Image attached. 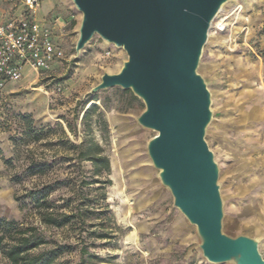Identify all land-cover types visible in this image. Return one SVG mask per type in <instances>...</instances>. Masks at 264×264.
<instances>
[{
  "label": "rangeland",
  "instance_id": "obj_1",
  "mask_svg": "<svg viewBox=\"0 0 264 264\" xmlns=\"http://www.w3.org/2000/svg\"><path fill=\"white\" fill-rule=\"evenodd\" d=\"M46 3L51 7L44 18L41 10ZM37 17L53 30L64 59L39 76L26 71L28 78L0 92V219L15 220L25 228L38 225L48 240L76 247L60 263L81 264L79 238L88 236L80 231L83 227L40 226L27 209V192L48 180L73 181L54 194L58 205L78 197L74 206L104 209L98 206V191L80 186L90 164L79 166L71 161L72 146L94 139L110 159L112 184L104 205L109 218L93 220L96 226L89 230L112 228L115 237L87 240L93 244L90 256L97 259L90 257L86 264H210L198 248L195 227L173 207V198L162 187L147 155V142L156 134L136 122L145 109L143 102L120 88L88 94L104 73L120 71L126 53L96 36L77 56L82 15L71 0H41ZM221 22L224 29L218 25ZM199 71L213 100L214 119L206 140L220 168L225 232L259 237L264 256V0H233L224 7L220 20L213 24ZM93 105L98 112L92 115L88 132L84 115ZM27 117L47 135L30 147L25 136ZM32 159L52 165L47 179L28 177ZM175 216L191 228L186 259L180 250L166 252L170 247L160 246L164 244L160 236L167 234L166 224ZM0 264H4L1 256Z\"/></svg>",
  "mask_w": 264,
  "mask_h": 264
},
{
  "label": "water",
  "instance_id": "obj_2",
  "mask_svg": "<svg viewBox=\"0 0 264 264\" xmlns=\"http://www.w3.org/2000/svg\"><path fill=\"white\" fill-rule=\"evenodd\" d=\"M233 0H71L82 15L77 56L97 36L122 49L119 72L104 73L89 95L131 91L145 106L136 119L155 133L146 152L173 207L195 227L210 264H264L261 239L225 232L220 168L206 140L212 94L200 73L215 20Z\"/></svg>",
  "mask_w": 264,
  "mask_h": 264
},
{
  "label": "trees",
  "instance_id": "obj_3",
  "mask_svg": "<svg viewBox=\"0 0 264 264\" xmlns=\"http://www.w3.org/2000/svg\"><path fill=\"white\" fill-rule=\"evenodd\" d=\"M97 112L96 105L91 106L85 112L84 120L88 132L92 131L91 117ZM25 136L27 147L38 144L47 137L45 129L34 127V122L29 117H27ZM72 149L75 150V154L71 161H77L79 166L89 163L91 167L89 175L80 179V186L88 189L89 192L98 191L97 203L104 209L95 210L96 208L93 207L84 209L81 206H74L79 201L78 197L63 200V204L58 205L54 194L70 182L75 184L73 181H60L59 179L34 185L27 192V209L36 216L40 226L49 229L64 230L81 225L83 229L80 231L88 235L85 238L81 235L79 238L81 239L79 241L83 243L80 250L83 261L81 264H86L90 257L97 259L95 256H90L89 248L93 244L90 246L87 240L105 241L115 237L112 228L102 227L100 231L89 230L96 226L92 223L93 220L101 217L109 218L108 206L104 207V205L107 201V188L112 184L110 180L111 163L104 148L94 139L83 140L79 145L72 146ZM51 167L52 165L48 162L32 159L27 166V175L30 179H47ZM94 186L96 188H93ZM75 249L76 247L71 244L48 240L38 225L32 224L25 228L15 220L0 219V256L4 264H62L60 260L65 255L74 252Z\"/></svg>",
  "mask_w": 264,
  "mask_h": 264
},
{
  "label": "built area",
  "instance_id": "obj_4",
  "mask_svg": "<svg viewBox=\"0 0 264 264\" xmlns=\"http://www.w3.org/2000/svg\"><path fill=\"white\" fill-rule=\"evenodd\" d=\"M23 6L22 16L7 22L0 19V92L21 82L26 71L39 76L64 59L53 30L37 17L41 0H24Z\"/></svg>",
  "mask_w": 264,
  "mask_h": 264
},
{
  "label": "crops",
  "instance_id": "obj_5",
  "mask_svg": "<svg viewBox=\"0 0 264 264\" xmlns=\"http://www.w3.org/2000/svg\"><path fill=\"white\" fill-rule=\"evenodd\" d=\"M23 1L24 0H2L0 1L1 21L7 22L12 18H18L22 16V13L24 11ZM50 7L51 6L49 5V3L43 4V9L41 10L43 12L42 17L44 16L45 18V15L47 13L46 11L49 10ZM40 19L43 20V18H40ZM25 77L28 78L29 76H25ZM13 85L15 84L8 85L6 89H8L10 86H13ZM166 226H167L168 232L167 234H162V236H160L161 237L160 240L164 242V244H161L160 246L165 245L167 248V245H168L170 248L165 250L166 252H172L173 248L176 250H180V252L183 255V258L186 259V257L190 255V251H191L190 249H188V247L191 245V242H192L191 228L183 220V218H178L176 216L173 218L172 222H170L169 220Z\"/></svg>",
  "mask_w": 264,
  "mask_h": 264
},
{
  "label": "bare ground",
  "instance_id": "obj_6",
  "mask_svg": "<svg viewBox=\"0 0 264 264\" xmlns=\"http://www.w3.org/2000/svg\"><path fill=\"white\" fill-rule=\"evenodd\" d=\"M223 13V10L221 11V13L219 14V16H218V18H217V20H220V18H221V14ZM218 25H219V27H222L223 26V23L221 22L220 24L218 23ZM228 26V25H227ZM218 27V28H219ZM222 29H224V26H223V28ZM222 29H220V30H222Z\"/></svg>",
  "mask_w": 264,
  "mask_h": 264
}]
</instances>
